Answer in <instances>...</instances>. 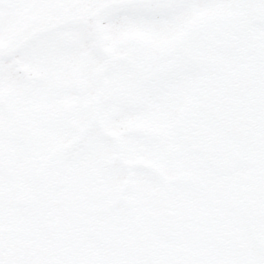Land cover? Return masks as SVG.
Returning a JSON list of instances; mask_svg holds the SVG:
<instances>
[{
	"label": "snow or ice",
	"instance_id": "snow-or-ice-1",
	"mask_svg": "<svg viewBox=\"0 0 264 264\" xmlns=\"http://www.w3.org/2000/svg\"><path fill=\"white\" fill-rule=\"evenodd\" d=\"M108 60L109 102L97 110L79 72ZM40 67L45 81L33 75ZM9 90L41 169L76 185L84 237L119 247L15 261L0 249V264H264V213L246 218L233 168L256 158L264 169V0H0V136ZM225 95L243 102L251 134L216 102ZM112 120L125 135L100 149V124ZM129 180L146 191L178 182L217 218L226 245L200 256L168 249L152 204L125 202Z\"/></svg>",
	"mask_w": 264,
	"mask_h": 264
},
{
	"label": "flooded vegetation",
	"instance_id": "flooded-vegetation-1",
	"mask_svg": "<svg viewBox=\"0 0 264 264\" xmlns=\"http://www.w3.org/2000/svg\"><path fill=\"white\" fill-rule=\"evenodd\" d=\"M32 71L37 81H45L51 74L43 67ZM79 77L89 81L88 91L95 97L97 110H102L109 100L106 103L102 99L104 92L94 90L95 79L84 73ZM66 90L76 91L70 85H66ZM6 105L9 114L0 136V193L3 194L0 198V229H10L37 243L53 245L62 255L103 256L118 248L117 241L96 242L84 237L83 225L75 211L76 185L41 169L29 141L15 124L19 104L14 90H9ZM12 121L10 130L6 127ZM100 127V149L121 139L123 132L112 121L101 122ZM120 159L119 154H114L111 166H117ZM241 169L248 171L245 173ZM234 170L235 195L246 205V218L254 221L264 213V169L260 168L259 160L253 158L238 160ZM121 192L129 206L144 208L149 202L152 204L153 214L169 230L168 237L161 241L168 249L176 248L179 243L200 256L218 253L227 243V234L220 228L217 218L205 212L178 182L164 189L146 191L134 180H129L122 185ZM143 243L153 241L149 238Z\"/></svg>",
	"mask_w": 264,
	"mask_h": 264
},
{
	"label": "water",
	"instance_id": "water-1",
	"mask_svg": "<svg viewBox=\"0 0 264 264\" xmlns=\"http://www.w3.org/2000/svg\"><path fill=\"white\" fill-rule=\"evenodd\" d=\"M216 102L221 103L226 116L233 124L235 123V127L245 126L250 122L244 116V105L240 101H233L225 95L219 97ZM30 244L32 243H29V241L22 239L12 232L0 230V249L6 252L11 261H15L18 257L32 258L46 256L56 258L62 256L52 247H41L34 243L32 245Z\"/></svg>",
	"mask_w": 264,
	"mask_h": 264
},
{
	"label": "rangeland",
	"instance_id": "rangeland-1",
	"mask_svg": "<svg viewBox=\"0 0 264 264\" xmlns=\"http://www.w3.org/2000/svg\"><path fill=\"white\" fill-rule=\"evenodd\" d=\"M80 73L89 74L90 77H93L95 79L94 84L96 86H95L94 90L98 91V92H102V93L104 92L102 99H103V101H106V103H107V100H109V97L106 94V89L112 83V61L111 60L106 61L104 66L100 70H91L89 66L85 65L81 68L79 74ZM112 122L115 125H117L115 120H112ZM140 123H143V122H140ZM117 127H119V126L117 125ZM119 129H117L116 132H118ZM121 132H119V133H121ZM124 135H125V133H123L121 136L123 137Z\"/></svg>",
	"mask_w": 264,
	"mask_h": 264
}]
</instances>
